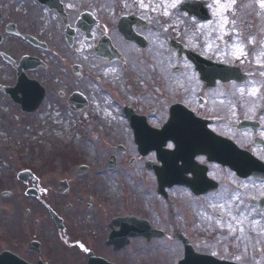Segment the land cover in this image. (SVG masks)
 Returning a JSON list of instances; mask_svg holds the SVG:
<instances>
[{"label": "flooded vegetation", "instance_id": "af4514ba", "mask_svg": "<svg viewBox=\"0 0 264 264\" xmlns=\"http://www.w3.org/2000/svg\"><path fill=\"white\" fill-rule=\"evenodd\" d=\"M61 1L64 10L60 11L39 0H0L1 106L6 99L12 101L11 95L3 88L15 86L21 71L28 81L39 82L45 88V102L55 95L61 106L77 115L90 107L93 95L86 84L89 79L93 80L96 72L90 70L88 64L78 61L85 53L74 50V47L81 41L93 46L103 38L110 39L118 47L113 36L119 33L117 22L120 15L108 21L107 14L98 9V3L92 8L79 10L74 8L72 0ZM83 11L90 12L94 24L90 37L77 26ZM30 12L33 14L28 16ZM43 20L47 21L43 23ZM55 22L58 29H55ZM142 22L135 23L133 29L148 39L149 46L150 40L145 32L149 31L150 23L147 19ZM81 24L88 27L89 20L85 25L83 21ZM67 30L72 34L71 44L66 39ZM56 31L57 38L54 37ZM25 36L45 42L44 48L26 41ZM129 43L132 47L137 46L139 54L148 48L142 50L136 42ZM54 48L59 50L57 64L60 62V69L69 70V76L58 78L54 73V65L47 59ZM119 50L121 59L115 63L122 64L118 73L123 74L128 92L114 105L125 129L126 137L117 147L124 158L121 161L115 154L109 155L103 163L109 168L107 161L114 155L113 169L102 172L91 168L84 170L86 165L79 163L83 161L74 159L73 155H49L38 157L32 167L15 171L18 184L11 188L0 187V264H91L97 259L111 264H152L155 250L177 257V261L170 263L177 264L186 251L182 238L178 236L180 232L196 252L211 254L212 251L200 250L195 235L186 233L179 226L186 219L200 223L210 216L206 209L207 213L200 219L199 213L194 211L197 202L222 190L225 185L222 179L227 177V172L229 176L234 173L202 154L193 157L183 154L179 159L162 154L161 159L152 148L174 150L175 142L163 132L171 119L176 129L192 132L187 134L188 138L193 137L197 142L213 141L215 138H211L209 131L231 136L238 144L241 142L236 135L218 129L226 126L227 120L222 122V117L226 116L217 114L214 110L217 107L210 108L209 103L214 97L200 96L195 92L200 88L208 90L204 83L198 81L187 86L184 84L185 87L178 81L168 82L167 75L163 74L164 65L156 66L157 73L150 75L143 54V58L127 59L123 50ZM26 56L29 58L25 63ZM13 78L15 81H11ZM96 79L99 81L100 77ZM170 86L176 89V93L168 94ZM19 96L22 97L21 92ZM15 108L23 116L36 114L25 113L19 105ZM245 119L255 121L256 117L250 115L238 121ZM258 122L262 125L261 121ZM229 124L235 130L234 124ZM235 131L247 133L251 138L254 136L251 130ZM169 144L173 147L169 148ZM1 147L0 166L6 167L9 161ZM62 161L69 163L64 167V164L60 165ZM126 162L131 175L127 177L130 180L124 182L119 168ZM73 163L79 164L72 166ZM25 171L28 172L22 176ZM160 173L164 176L163 181L159 180ZM100 175H103L102 179H99ZM263 195L264 190L263 194L254 197L260 199ZM152 208H156L153 215L149 213ZM258 209L264 214V210ZM186 211L190 213H184ZM121 218L130 219L127 224H121ZM136 219L147 222L151 229L162 230L164 234L137 235ZM202 239L206 241V237ZM235 261L236 264H264V249L235 251Z\"/></svg>", "mask_w": 264, "mask_h": 264}, {"label": "rangeland", "instance_id": "374dc122", "mask_svg": "<svg viewBox=\"0 0 264 264\" xmlns=\"http://www.w3.org/2000/svg\"><path fill=\"white\" fill-rule=\"evenodd\" d=\"M72 1L74 8L79 10L92 8L94 3H98V9L107 14L105 17L108 21L122 13L132 12L147 19L150 28L145 34L148 35L150 45L145 51H141V54L147 59L145 63L149 65L147 73L150 75L157 73L155 67L162 64L165 66L163 74L167 75L168 82L178 81L187 86L189 83L200 81L192 62L186 56L180 58L173 49L172 40L182 42L186 48L211 61L238 66L247 74L246 82L231 81L225 85L218 81L213 89L205 91L201 88L202 90L195 92L200 96L214 97L209 103L212 105L210 108L217 107L214 109L217 114L228 115L226 126L218 129L236 135L241 144L264 156V151L253 144V137L232 130L229 124L230 121L236 122L239 118L249 115L259 116L258 119L260 118L264 124V75H261L264 73V8L260 7L258 0H237L232 8L224 11V15L230 21L225 25V32L219 30L221 9L216 0H206L211 13V17L206 20H199L194 16L190 18L187 11H181V4L188 0H143V7L141 0ZM175 2L177 4L172 7ZM226 2L230 0H220V4ZM32 14L30 12L28 16ZM36 20L40 21V19ZM47 20H43V23ZM232 20L236 21L234 25L231 23ZM54 25L55 29H58V23L55 22ZM56 33L54 37L57 38L58 31ZM221 35L223 39L218 38ZM113 37L127 59L143 58L137 46L132 47L122 36ZM236 44L243 45L246 55H239L234 47ZM91 45L90 42L85 44L81 41L74 47V50L85 53L78 61L88 64L90 70L96 72L93 80L89 79L86 84L93 95L91 105L82 113L71 114L61 106L55 95L46 100L40 111L31 115L23 116L21 111L15 108L18 105L10 99L4 101V106L0 104V143L3 155L7 156L6 159L9 161L8 166H0V187L16 186L18 183L15 171L32 167L41 156L73 155L74 159L79 158L83 161L79 163L88 165L93 171L102 172L109 169L103 163L105 158L110 157L109 155L115 154L120 160L124 158L123 154L117 151V147L120 140L126 137L125 129L120 123L119 112L114 105L116 102L119 103L120 98L125 97L128 92L123 74L118 73L122 69V64H105L103 60L92 54ZM59 46L63 48V45L59 44ZM58 51L54 48L47 59L54 65V73L58 78H62L63 75L69 76V70L60 69L61 63L57 64ZM177 66L181 68L179 72L173 70ZM97 76L101 77L99 82ZM11 81H15L14 78ZM255 89L258 91L252 94ZM175 90L170 86L168 94L176 93ZM181 91L184 92V89ZM68 163L62 161L60 165L64 164L65 167ZM79 163H73L72 166ZM129 168L127 162L120 165L119 171L124 182L131 175ZM101 177L103 175H100L99 179H102ZM227 177L228 180L225 181ZM227 177L222 179L225 184L222 190L210 197L202 198L196 204L194 211L199 213L200 219L204 218L207 210L210 211V216L199 221L201 224L186 219L179 228L195 235L200 250L207 251L213 246L217 252L222 253L220 255L235 259V251L255 252L264 249V231H262L264 214L256 207L251 208L247 199L248 195L263 194L264 186L255 179L239 181L230 178L229 172ZM155 211L156 208H152V212L149 213L153 215ZM232 216L238 218L246 216L247 219L239 225L232 220ZM252 221H259V224L254 227ZM228 223L233 225L235 232L229 229ZM241 227L243 233L240 231ZM234 235H240V238L236 239ZM202 237H206V241H203ZM176 259L175 256L170 257L157 250L152 254V264H170L172 261H177Z\"/></svg>", "mask_w": 264, "mask_h": 264}, {"label": "water", "instance_id": "95a60500", "mask_svg": "<svg viewBox=\"0 0 264 264\" xmlns=\"http://www.w3.org/2000/svg\"><path fill=\"white\" fill-rule=\"evenodd\" d=\"M44 3H50L52 4H57L59 0H40ZM207 2H202V1H194V2H185L182 4V10H187L190 12L191 15H195L198 19L206 20L211 17V13L209 12L208 8L206 7ZM124 25L120 29L126 34L127 37L133 38L131 33L127 32L125 28H123ZM142 47H145V44L141 39L138 41ZM176 47L179 48L180 53L183 51V47L181 45L175 44ZM188 52L189 58L192 59L193 62L196 63L197 68L200 70L202 73L203 77L207 79L208 81H212L215 78H220L222 81L226 82L230 79H238V80H243L245 77L237 71H232L230 72L227 67L220 66L218 64L210 63L208 61H205L202 57H199L196 54H193V52ZM101 55H107L106 49H102L100 51ZM222 69V71L218 69ZM24 76L23 74L21 77ZM21 83H27L24 82V78H21ZM25 88V85H24ZM23 88V90H24ZM21 89H22V84H21ZM19 87L16 88H7L6 91H9L12 95H15L17 97L18 91H22ZM37 89H34V92H29L25 90V98L24 101L21 99H17L20 102H23L24 104V109L28 111H33L38 108V106L41 103L43 93L36 91ZM243 126V127H242ZM247 126V123H243L240 127L244 128ZM256 144L261 145L262 142L260 141H255ZM213 152L208 151V153L211 155L209 156L211 159L213 158L214 160L221 161L223 163L228 164L229 166L231 165L238 173V175H249L252 173H255V175H259L264 178V165L259 167L256 165H248L250 163V156L246 152H243L242 150H239L236 145H234L232 142H228L226 140H220L216 142L214 145ZM262 165V164H258ZM159 177L161 178V174H159ZM261 205H264V201L260 203ZM157 231H154L156 233ZM138 233H145L144 231H140ZM159 233V232H158ZM183 243H185L186 246V258L180 262V264H229L228 262H223V261H218L216 259H213L210 256H204V255H199L195 253L194 249L191 247L190 243H188L187 239H183ZM216 260V261H215ZM97 264L104 263L102 261H95ZM107 264V263H104Z\"/></svg>", "mask_w": 264, "mask_h": 264}, {"label": "snow or ice", "instance_id": "6c2138e0", "mask_svg": "<svg viewBox=\"0 0 264 264\" xmlns=\"http://www.w3.org/2000/svg\"><path fill=\"white\" fill-rule=\"evenodd\" d=\"M217 4H219L221 11L219 12L220 15V21H219V30L221 32H225V25L228 24L229 18L224 15V11H226L229 8H232L233 5L236 4L237 0H230V2L224 3V4H220V0H216ZM260 7L264 8V0H258ZM141 6L143 7V0H141ZM172 7H175V4L171 5ZM166 14V13H165ZM231 23L234 25L236 23L235 20H232ZM234 30V29H233ZM219 39H223V35H221L220 37H218ZM236 51L239 53L240 56H244L246 55V53L243 51V45L242 44H236L235 46ZM261 75H264V73H261ZM241 91H243V89H241ZM258 91V89L253 90L252 94H255V92ZM169 148L173 147V145L169 144L168 145ZM229 215H231V212H229ZM247 219V217H243V218H238L236 216H232V220L236 222V224L242 225L244 223V221ZM253 224V226L255 227L256 225L259 224V221H252L251 222ZM229 227V229L233 232H235V228L233 227V225L231 223H228L227 225ZM240 231L243 233V228L241 227ZM262 231H264V229H262ZM237 259H240L239 257H237Z\"/></svg>", "mask_w": 264, "mask_h": 264}, {"label": "bare ground", "instance_id": "6f19581e", "mask_svg": "<svg viewBox=\"0 0 264 264\" xmlns=\"http://www.w3.org/2000/svg\"><path fill=\"white\" fill-rule=\"evenodd\" d=\"M227 3V2H226ZM177 4V2H175V5ZM214 34H216V33H214Z\"/></svg>", "mask_w": 264, "mask_h": 264}]
</instances>
